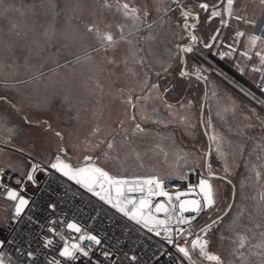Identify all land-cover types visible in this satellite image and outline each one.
I'll use <instances>...</instances> for the list:
<instances>
[{
	"label": "snow or ice",
	"instance_id": "6c2138e0",
	"mask_svg": "<svg viewBox=\"0 0 264 264\" xmlns=\"http://www.w3.org/2000/svg\"><path fill=\"white\" fill-rule=\"evenodd\" d=\"M259 4L264 10V0H259ZM57 7L56 3L46 5L43 0L40 4L30 5L0 0L2 13L16 11L23 15L26 9L33 13L38 9H50L55 14ZM100 7L114 9L123 22L107 24L104 28L87 24L86 31L94 33L97 41L95 47L89 46L91 52H103L107 65L117 69L123 65L124 72L136 78L135 89H130L127 97H122L131 109L128 119L132 121L130 129L124 127V120L119 121L122 143L129 142L130 135L147 133L148 129L142 126L141 121L167 126L168 121L155 102L169 110V116L173 115L171 109L175 105L168 102L165 94L170 89L167 86L161 89L160 80L174 75L188 80L194 78L204 83L202 99H207L211 75H221L213 66L214 59L234 62L232 66L241 75L251 63L250 71L261 73L257 88L264 94V23L257 25V20L248 15L245 0H144L143 4L133 0H103ZM113 27L115 32L111 30ZM246 27L258 28V31H246ZM165 28L163 52L151 44L147 50L141 46L142 42H154L156 34ZM121 44L126 45V51L117 56ZM80 58L76 57L77 60ZM84 58L92 59L89 53H85ZM253 60L258 63H253ZM153 76L156 82L152 81ZM212 94L217 95L216 91ZM252 99H256L255 96ZM0 101L19 111L6 96H0ZM257 103L264 108V100H257ZM193 105L191 99L186 104L179 103L181 109L190 110ZM199 108V125L212 128L210 112L205 124L203 103ZM249 111L251 117L259 122L260 134L258 137L246 136V130L253 128V124L248 123L242 126L240 135L252 141L249 156L255 154V160L245 159L244 166L249 174L241 180L239 202L233 185L230 201L225 207H220V191L213 180L232 184L230 175L236 154L243 156L246 148L243 139L233 148V164L228 162L224 138L205 132L208 136L206 150L195 145L191 153L181 150L183 155L176 154L170 171L128 180L110 174L97 164L101 157L94 158L89 154L90 149L95 151L106 145L103 158L117 160L118 156L111 155L116 150L115 136L85 141L82 162L73 164L69 145L64 143L60 131L54 133L60 143L54 150L45 152L42 148L38 150L35 141L15 143V126L7 127L5 118L0 122V128L6 132V136L0 138V206L4 209L0 215V264H141V259L135 254L124 253L112 259L110 250H102L103 260L93 259V248L102 244L101 238L78 222H57L53 218V213L48 210H54L56 205L50 201L41 204L36 199L39 175L73 182L159 238L155 251L145 264H264V116L254 108ZM24 122L41 127L46 125L45 130L51 131L47 120L33 121L25 116ZM178 122L188 135L196 127L190 112L179 115ZM99 131V127H94L90 135ZM71 147L79 150L81 145L74 143ZM213 151L221 164V172L213 168ZM164 156L167 159L168 153L164 152ZM197 168L202 171L198 173L197 182L192 183L188 173ZM172 179L188 180L189 183L186 189L173 185L175 190L170 191L166 184ZM30 188L37 191L30 193ZM126 192H139L141 195L136 199L127 196ZM153 197L163 199L153 207ZM41 209L45 214L37 215ZM73 233L75 235H71ZM214 240L219 241L215 249Z\"/></svg>",
	"mask_w": 264,
	"mask_h": 264
},
{
	"label": "rangeland",
	"instance_id": "374dc122",
	"mask_svg": "<svg viewBox=\"0 0 264 264\" xmlns=\"http://www.w3.org/2000/svg\"><path fill=\"white\" fill-rule=\"evenodd\" d=\"M6 2L30 5L40 4L41 0ZM53 2L58 5L55 14L50 9H38L35 13L26 9L23 15L16 11L0 12V96H6L19 109L17 111L0 101V122L6 118L7 127L15 126V143L27 144L35 141L38 150L42 148L47 152L54 150L60 143L59 138L54 135L55 131H60L64 136V143L69 145L71 162L76 164L82 162L85 141L94 142L97 137L115 136L116 150L111 155L118 156L117 160L103 158L102 152L106 145L95 151L90 149L89 154L94 158L101 157L96 161L97 164L110 174L128 180L136 176L144 177L170 171L176 154L179 152L183 155V151L191 153L194 145L198 149H207L206 137L198 123L204 84L195 81L194 78L188 80L175 75L159 81L161 89L164 86L170 89L165 95L168 102L175 105L171 109L173 115L169 116V110L155 102L161 115L168 121L167 126L141 121L142 126L148 129L147 133L130 135V141L122 143L123 132L118 127L119 121L124 120L125 128L130 129L132 126V121L128 119L131 109L122 97H127L130 89H135L136 78L130 73H125L123 65L118 69L107 65L103 52H91L89 46L95 47L97 41L94 33L86 31V25L92 23L104 28L107 24L114 25L123 20L114 9L106 10L100 7L103 0H43L46 5ZM133 2L143 4L144 0ZM245 2L250 4L248 5L250 16L255 12L259 0ZM262 14L264 10L260 7L256 15L251 17L258 19L257 25L261 24ZM111 30L115 32L114 27ZM254 30L258 31V28L246 27V31ZM166 32L165 28L156 34L157 39L154 42H142L141 46L147 50L151 44L163 52L166 46ZM125 51L126 45L121 44L116 55L120 56ZM85 53H89L92 59H85ZM77 56L81 58L77 60ZM216 60L218 58L212 63L221 75L215 73L211 75L204 105L205 124L210 112L212 128L206 126L204 128L208 135L219 134L224 138V148L229 153V164H233L232 151L236 143L242 139L246 143L244 155L236 154L230 175L239 202L241 180L249 174L244 166L245 159L255 160V154L249 156L252 141L246 140V136L258 137L260 134L259 122L251 117L249 110L254 108L257 113L264 116V108L257 103V100H264V94L255 92L249 86L257 88L262 76L261 73L250 71L251 63L247 64L245 74L241 75L232 66L234 62L219 60L221 62L219 63L215 62ZM253 63L258 62L253 60ZM152 81L156 82L154 76ZM213 91H216V96H213ZM245 92L248 93L247 96ZM253 96L256 99H252ZM189 99L194 101L193 107L190 110L181 109L179 103L186 104ZM225 108L229 110L225 111ZM189 112L192 114V123L196 124L191 130V135L186 134L184 126L178 122L179 115ZM217 112L220 113L219 116ZM25 116L33 121L47 120L51 125V131L45 130L46 125L41 127L35 123L26 124ZM137 119L139 120V116ZM248 123L253 124V128L246 130V136L242 137L240 135L242 126ZM94 127H99L100 131L90 135ZM5 136L6 132L0 128V138ZM74 143L80 144L81 148L74 150L71 147ZM157 145L159 147H156ZM133 149L135 151H132ZM164 152L168 153L167 159ZM211 159L214 170L221 172V164L217 161L214 151ZM180 163L183 164V161ZM201 171L202 169L197 168L194 172ZM213 183L220 191V207H225L230 201L232 186L215 179ZM3 213L4 209L0 206V215ZM218 246L219 241L214 240L213 248Z\"/></svg>",
	"mask_w": 264,
	"mask_h": 264
},
{
	"label": "built area",
	"instance_id": "2783aa9c",
	"mask_svg": "<svg viewBox=\"0 0 264 264\" xmlns=\"http://www.w3.org/2000/svg\"><path fill=\"white\" fill-rule=\"evenodd\" d=\"M189 176L192 183L197 182V172L190 173ZM38 178L40 186L39 195L36 199L41 204L50 201L56 205L54 210L48 211L53 213V218H56L57 222L59 220H73L101 238L102 244L93 248V259L103 260L102 250L112 251V259L123 256L124 253L137 255L141 259V264H145L150 259L159 238L147 233L133 221L117 213L109 205L104 204L79 186L70 184L66 179L43 175H39ZM188 183V180L172 179L166 184V188L172 191L175 190L173 185H177L186 189ZM34 191L37 189H29L30 193ZM125 194L136 199H139L141 195L139 192H126ZM162 199V197H153V207ZM44 214L43 209L37 213L41 216ZM162 259L164 258L162 257Z\"/></svg>",
	"mask_w": 264,
	"mask_h": 264
},
{
	"label": "water",
	"instance_id": "95a60500",
	"mask_svg": "<svg viewBox=\"0 0 264 264\" xmlns=\"http://www.w3.org/2000/svg\"><path fill=\"white\" fill-rule=\"evenodd\" d=\"M203 83V82H202ZM204 84V83H203ZM204 93H205V85H204V92H203V95H204ZM204 97V96H203ZM205 100L206 99H202V103H203V105H205ZM204 108H203V113H204ZM200 115V114H199ZM201 129H202V132H203V134H204V136L206 137L205 139H206V141H207V145H208V136H206L205 135V132H206V130H205V128H204V126H201ZM231 186H232V188H233V185L231 184Z\"/></svg>",
	"mask_w": 264,
	"mask_h": 264
},
{
	"label": "trees",
	"instance_id": "16d2710c",
	"mask_svg": "<svg viewBox=\"0 0 264 264\" xmlns=\"http://www.w3.org/2000/svg\"><path fill=\"white\" fill-rule=\"evenodd\" d=\"M210 59H211V57H210ZM215 60V59H214ZM214 60L212 61V62H214ZM215 62H219V63H221L219 60H216ZM246 83H248V82H246ZM250 85V84H249ZM252 90H254L255 92H259V93H261L260 91H259V89L258 88H256V87H254V86H249Z\"/></svg>",
	"mask_w": 264,
	"mask_h": 264
},
{
	"label": "crops",
	"instance_id": "0c3cea01",
	"mask_svg": "<svg viewBox=\"0 0 264 264\" xmlns=\"http://www.w3.org/2000/svg\"><path fill=\"white\" fill-rule=\"evenodd\" d=\"M247 4H248V3H247ZM248 5L250 6V4H248ZM258 6H259V4H258ZM258 6H257L256 10H254L255 12H254L252 15H250V17H252L253 15H254V16L256 15V11L261 7V6H260V7L258 8ZM248 10H249V12H251L249 8H248ZM257 20H258V19H257Z\"/></svg>",
	"mask_w": 264,
	"mask_h": 264
},
{
	"label": "flooded vegetation",
	"instance_id": "af4514ba",
	"mask_svg": "<svg viewBox=\"0 0 264 264\" xmlns=\"http://www.w3.org/2000/svg\"><path fill=\"white\" fill-rule=\"evenodd\" d=\"M263 16H264V14H262L261 17H260V20H261L260 23H264V18H263Z\"/></svg>",
	"mask_w": 264,
	"mask_h": 264
}]
</instances>
